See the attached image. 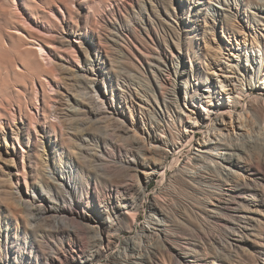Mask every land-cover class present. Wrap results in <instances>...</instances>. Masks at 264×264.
<instances>
[{"label": "rangeland", "instance_id": "obj_1", "mask_svg": "<svg viewBox=\"0 0 264 264\" xmlns=\"http://www.w3.org/2000/svg\"><path fill=\"white\" fill-rule=\"evenodd\" d=\"M225 1L213 0L214 8L207 0H0V256L10 251L25 256L32 247L37 251L36 240L52 243L53 249L69 251L66 240L70 237L56 231L50 233L51 221L32 224L36 217L32 203L43 204L40 202L43 197L53 199L55 205L61 203V194L51 181L54 183L62 176L70 184L66 198L74 209L89 205L103 212L104 206L110 205L106 200L108 185L103 179L104 173H118L127 159L151 152L146 147L140 153L134 150L136 143L148 146L152 134L150 124H160L161 128L166 120L174 123L171 128L181 129L178 112L181 108L184 110L180 116L183 122L189 96L197 85L201 86L195 75L202 81L211 73L208 56L211 54L207 50L219 47L224 58L229 57L231 50L238 53L235 47L230 49L234 41L220 39L219 42L220 26H216L214 34L211 30V34L202 39L203 15L221 14ZM239 2L241 0H236ZM234 24L239 26L240 22ZM241 30L242 36H236L240 46H244L246 40V47L250 49L256 37L261 43L258 49L263 51L264 40L255 35L254 30L245 27ZM245 57L243 53L239 57L244 65L250 62L249 57V60ZM221 61L226 63L225 59ZM175 69L179 75H175ZM185 81H188L187 88ZM92 83L94 86L90 89ZM172 90L177 95L176 100L171 96ZM248 94L253 97L257 93L248 91ZM258 133L261 138L251 135L249 140L257 139L256 142L261 143L264 129ZM201 137L202 134H198L196 139ZM214 147L212 144L204 150L224 153L223 146L221 150ZM188 149L179 152L180 160L188 154ZM175 161L171 157L166 175L150 181L147 198L140 203L136 221L148 226L146 219L151 216L148 202L157 195L161 203L168 204L175 219L176 227L169 231L175 245L186 247L187 243H195L199 252L209 253L205 237L210 238L217 230L211 226L214 230H206L205 220L196 217L197 210L189 206L195 198L169 195L170 191L179 189L174 185L169 187L171 175L178 166ZM205 161L214 165L211 159ZM136 176L139 178L142 174L137 172ZM178 202L183 207L180 206L179 211ZM181 210L184 216L179 214ZM259 210L257 218L261 225L264 224V208ZM74 222L73 227L84 226L81 218L76 217ZM156 222L160 224L158 218ZM179 223L181 226L186 223V229L179 228ZM124 228L115 232L120 240L111 244L110 250L104 246L109 258L94 264H117L110 256H115L136 233ZM92 236L93 233L83 227L77 240H71L86 244ZM166 251L158 252L156 264H182L171 251ZM234 259L233 264L247 261L234 262L237 261Z\"/></svg>", "mask_w": 264, "mask_h": 264}, {"label": "bare ground", "instance_id": "obj_2", "mask_svg": "<svg viewBox=\"0 0 264 264\" xmlns=\"http://www.w3.org/2000/svg\"><path fill=\"white\" fill-rule=\"evenodd\" d=\"M212 1L207 0V3L216 8L211 3ZM223 3V9H220L222 10L221 14L203 15L202 39L211 34V30L214 34L216 26H220V31H217L219 42L220 39L221 41L227 40L229 43L234 41L230 49L235 47L234 50L238 53H233L231 50L229 57L224 58V53L219 47L217 50L213 49L214 51H210L212 48L207 50L208 54H211L208 55L211 60L209 61L211 73H207L209 75L202 81H200V77H197V74L195 75L201 86L197 85L194 93L189 96L183 122L180 120V116H183L184 110L178 105L181 108L178 112V125L181 129L178 126L179 129L173 126V130L171 125L174 123L171 120V123L164 120L165 124L161 128L160 124H150L149 128L152 134L149 136L148 146L144 143V145L136 143L134 150L140 153L146 147L151 152L137 158H134L133 155V158L127 159L123 165L121 164L118 173L109 171L104 173L103 179L108 185L106 200H109L110 205L106 206V204L104 206L106 209L103 212H100L97 207L89 205L74 209L70 199L66 198V195L69 194L70 184L62 176L55 179L54 183L51 181V184L57 187L61 194V196L59 195L61 203L55 205L52 202L53 199L48 197L42 198L40 202L43 204L32 203V211L36 212L32 224L41 225L45 221H51L53 227L50 233L56 231L70 237L66 240L69 251H65L64 248L62 250L53 249L52 243L50 245L42 240H36L37 251L32 247L28 253H25V256L17 251L7 252L5 255L3 254L4 256H0V264H94L102 258H109L108 253L106 254L104 251V246L110 250V245L120 240L117 238L118 236L116 237L115 232L124 226L130 231L136 230V233L125 243L123 242V247L118 248L119 250L116 249L115 256H110L117 264H156L157 254L162 250L171 251L170 254L181 260L182 264H233V258L237 259L234 262L247 260V264H263L264 224H259L257 216H260L259 209L264 208V136L261 143H257V139L251 141L249 138L251 135L258 137V131L264 129V47H261L263 51L258 49L261 43L260 39H255L256 37L252 39L250 49L246 47V40H244V46H240L236 36H242L244 32L241 28L245 27L254 30L255 35L257 33L264 40V3L261 0H241L239 3L232 0L231 3L228 1ZM242 5L246 6V9L242 8ZM205 18L210 20L214 27L209 26L210 24H207ZM236 21L240 22L239 26L234 24ZM261 51L263 53L260 54ZM242 53L246 59L248 57L250 59V62L245 65L239 62ZM222 59H225L226 63H222ZM174 73L179 75L176 69ZM184 85L187 88L188 81H185ZM89 86L91 89L94 85L92 83ZM248 91H255L257 94L251 97ZM171 96H174L175 100L177 99L175 91ZM181 123H183L182 126ZM198 134H202L201 139H196ZM131 139L133 140V138ZM212 144L217 150H221V146H223L224 153L212 154L211 149L207 150V153L204 148ZM190 147L192 151H190ZM184 149H188V154L183 160H180L179 152ZM171 157L175 158L178 166L171 175L172 183L169 187L174 185L179 189L170 191L169 195L171 198H177L180 195L190 199L194 197L195 201L193 200L194 202L189 206L191 208L192 205L197 210L196 217L199 216L205 220L206 230L211 226L221 233L218 235L219 233L215 231L216 234L213 231L215 234L208 238L205 231L202 232L207 237L203 236L206 239L204 243L207 242L209 253L205 254L206 248L203 242H201V248L205 250L204 252H199L196 249L198 244L194 242L192 245L190 243V246L187 245L188 243L185 244L186 247L175 245L176 241L174 242V237H171L169 232L176 227L175 219L173 220V216L170 214L168 204L162 200L164 203H161L157 195L148 202V210L151 214L146 219L148 226L140 225L136 221L135 216L139 211L140 203L147 198L150 181L157 176L166 175L168 160ZM207 159H211L214 165L206 163ZM102 165L104 166L105 163ZM141 166L147 169L140 170ZM107 169L110 170V168ZM137 172L142 176L138 178ZM125 192H129V194L126 195ZM112 200H117V202ZM176 204L179 206L180 203ZM180 206L176 209H181L182 206ZM179 214L182 215V210ZM76 217L81 218L84 221L83 227L93 233L91 240L86 244L76 241L83 228L71 225V223L75 224ZM156 218L160 220V224L156 222ZM180 223L182 224V222ZM186 223L184 226L180 224L178 227L186 229ZM47 230L49 231L50 228ZM190 230L192 231V228ZM248 255L251 257L247 259Z\"/></svg>", "mask_w": 264, "mask_h": 264}]
</instances>
